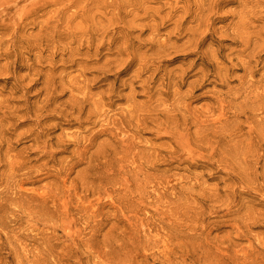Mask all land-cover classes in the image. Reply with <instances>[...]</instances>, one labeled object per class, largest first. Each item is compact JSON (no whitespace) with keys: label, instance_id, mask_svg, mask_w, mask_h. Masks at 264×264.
Wrapping results in <instances>:
<instances>
[{"label":"rangeland","instance_id":"obj_1","mask_svg":"<svg viewBox=\"0 0 264 264\" xmlns=\"http://www.w3.org/2000/svg\"><path fill=\"white\" fill-rule=\"evenodd\" d=\"M262 73L264 0H0V264H264Z\"/></svg>","mask_w":264,"mask_h":264},{"label":"bare ground","instance_id":"obj_2","mask_svg":"<svg viewBox=\"0 0 264 264\" xmlns=\"http://www.w3.org/2000/svg\"><path fill=\"white\" fill-rule=\"evenodd\" d=\"M251 67H252L251 66V60H247L246 61V64L242 67V70L244 71V77L245 76H249L253 80L254 79V76L256 75V71L254 69L249 70ZM255 82L256 83H259V89H261L262 88V85L264 84V74L262 73L260 75V80L259 81H254V82H250L249 84H247V86L245 87L246 92L252 93L253 91H255L254 90ZM242 85H243V83H239V86L240 87H242ZM239 92H240V90L235 89L234 90V93H231V99H234L235 100L234 94H237ZM242 93H243V91H242ZM262 96L255 97L254 99H256L258 101H261L262 100ZM256 100H254V102H256ZM223 101H225L224 98H216V103H218L220 105V107L222 106V102ZM227 103L228 104H231L232 103V100L228 101ZM189 146L190 145H188V144L187 145H184V147H186L187 149L189 148ZM198 147H200V146H198ZM209 149H210V152H209L208 156H209V158H213L214 157V148H212V146L210 145L209 146ZM131 186H132V184L127 185V187H131ZM137 186H141L140 183L135 184L132 187H137Z\"/></svg>","mask_w":264,"mask_h":264}]
</instances>
